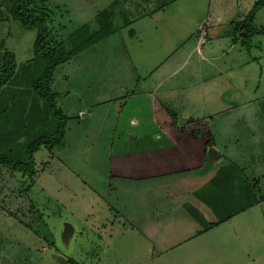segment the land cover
I'll return each mask as SVG.
<instances>
[{"label":"rangeland","instance_id":"rangeland-1","mask_svg":"<svg viewBox=\"0 0 264 264\" xmlns=\"http://www.w3.org/2000/svg\"><path fill=\"white\" fill-rule=\"evenodd\" d=\"M31 1L33 8L44 11L53 40L66 39L85 24L97 32L110 22L113 33L56 67L50 84L41 87L49 94L47 100L35 91L42 71V65H36L39 59H34L37 31L10 19L14 0H0V71L7 54L16 66L0 88V158L28 163L29 146L44 136L55 137L60 114L67 119L62 145L50 148L44 142L34 152L31 175L13 171L0 161V264H59L60 256L69 264H264V34H249L250 29L243 35L237 25L259 0ZM144 13L148 16L140 18ZM251 28H264V4L255 11ZM198 32H231L230 42L235 43L236 54L223 61L235 64L234 80L240 82V92L229 87L220 88L219 94L221 98L231 94L229 102L238 94L252 101L242 105L247 108L241 111L246 118L239 121V126L248 128L244 129L249 137L248 159L236 160L244 166L242 178L250 181L234 195L237 209L223 205L221 213L234 212L229 220L186 245L160 247L153 230L142 234L127 225L117 208L118 195L108 190L111 184L119 191L126 187L111 183L108 177L116 156L113 145L121 138L134 139L115 129L120 119L115 111L121 113L124 102L123 97L119 99L122 90L115 88L119 80L114 75L119 71L112 68L128 62L144 77L154 62L151 57H165L177 47H182L177 52L182 54L196 36L185 39ZM197 66L196 55H191L184 68L185 76H191L185 77L190 85L185 90L199 88L207 107L213 95L205 86L206 77L192 78ZM131 87L135 89L136 84ZM132 103L127 107L133 109L137 103ZM112 107L116 110L111 111ZM250 186L255 196L249 200L243 192ZM223 188L227 192L230 184ZM238 195L242 198L237 200ZM238 209L243 210L235 214ZM66 222L74 228L67 248L61 241ZM169 234L180 233L162 232L159 239Z\"/></svg>","mask_w":264,"mask_h":264},{"label":"crops","instance_id":"crops-1","mask_svg":"<svg viewBox=\"0 0 264 264\" xmlns=\"http://www.w3.org/2000/svg\"><path fill=\"white\" fill-rule=\"evenodd\" d=\"M227 34L201 35L198 32L188 36L185 42L194 36L196 38L192 45L183 48L182 54H177L182 48L177 47L171 48L165 57L154 60L151 57L154 62L144 77L139 76L141 70L130 67L128 62L112 68L120 72L114 75L119 80L115 88L122 90L119 99L123 97L124 102L121 113L115 111L116 119L120 118L115 129L134 139L121 138L118 143H112L116 156L108 177L111 183H123L126 187L119 191L117 188L120 187L111 184L108 190L118 195L117 208L127 225L142 234L153 230L156 244L160 247L186 245L212 226L229 220L234 212L221 213L223 205L234 208L236 191L239 189L240 194V186L250 181L242 178L244 166H238L236 160L248 159L245 153L249 142L248 130L244 131L247 127L239 126V121L246 118V112L241 111L247 108L242 105L252 101L245 94L244 97L238 94L229 102L231 94L226 98L219 94L220 88L229 87L240 92L237 89L240 82L234 80L235 64L223 61V57L229 59V55L236 54L235 43L230 42L231 32ZM194 54L198 72L192 78L200 80L206 77L209 82L205 86L213 95L207 107H203L199 88L185 90L190 85L185 83L188 72H184V68ZM179 56L182 60L177 61ZM131 81H135V89L131 87L135 86ZM134 101L137 104L133 109L127 107ZM109 109L112 111L114 108ZM105 110L108 111V107ZM211 147L217 150L219 159L209 157ZM231 165L233 167L229 168ZM124 183H130V186ZM225 184H230V189L224 193ZM129 187L131 190L127 189ZM250 192L251 186L243 192L245 198L255 196ZM240 197L238 195L237 200ZM238 212L241 211L238 209L235 214ZM127 225L123 223V226ZM167 231L180 234L165 235L160 240V234ZM186 232L190 233L187 235ZM176 239V244H163Z\"/></svg>","mask_w":264,"mask_h":264},{"label":"trees","instance_id":"trees-1","mask_svg":"<svg viewBox=\"0 0 264 264\" xmlns=\"http://www.w3.org/2000/svg\"><path fill=\"white\" fill-rule=\"evenodd\" d=\"M14 3L15 4H13V7L9 6V14H11L12 19H18L27 29H35L37 31V36L34 42V59H39V61H36V65H42V71L40 72L39 77H37L35 80V91L41 97L47 96V100H50V98L48 97L49 94L46 92V95L41 90V87L44 84H50L52 80V75L56 67L70 61L75 55L79 54L80 52L86 50L91 46H94L96 43H100L106 38H108L113 33L110 22L106 24V27H103V30L100 29L97 32H94V30L89 29V26L87 24L82 25L76 31L71 33L66 39H61L58 41L57 39H52V34L47 29L46 16L44 11L42 9H39L38 6L37 8L32 7L34 1L14 0ZM263 4L264 0H259L257 3H255L252 10L248 13L246 20L243 22H237V25L240 27L239 29L241 30L239 32H242L243 35H247V31L250 29L251 32L249 34H264V28H251L255 11L258 10V8L261 7ZM103 13L101 12L100 15H102ZM146 14L147 13H144V15H140V17L146 16ZM7 20H9V16L7 17ZM5 62L6 64L0 71V88L9 80L11 74L14 73L16 67L13 56L11 57V55L9 54L5 56ZM51 108L54 109L52 106ZM66 121V117L60 114L58 129L55 131V137L52 138L53 140L47 139L48 137L44 136V139L40 138V140H38L35 144L33 143L29 146V149L27 151L28 153H30L28 163L12 161L9 162L7 159L2 160L1 158L0 161L10 167V169L13 171L22 172L24 174L28 173L31 175L34 163V152H36L39 149L40 145L44 142H46V146H49L50 148L62 145V141L64 139L65 134ZM209 144H211L210 141ZM243 209L239 211H242Z\"/></svg>","mask_w":264,"mask_h":264},{"label":"water","instance_id":"water-1","mask_svg":"<svg viewBox=\"0 0 264 264\" xmlns=\"http://www.w3.org/2000/svg\"><path fill=\"white\" fill-rule=\"evenodd\" d=\"M10 19L12 20V17H10ZM209 152V157L213 160H217L219 159V153L217 152V150L213 147L209 148L208 150ZM74 234V228L71 224L69 223H64L62 231H61V241L64 244V246H66V248L69 246V242L71 240V238L73 237ZM58 262L59 264H69L68 260L63 257L60 256L58 257Z\"/></svg>","mask_w":264,"mask_h":264}]
</instances>
